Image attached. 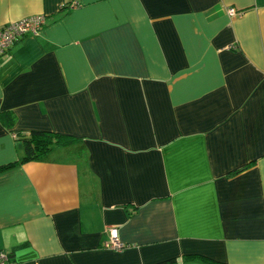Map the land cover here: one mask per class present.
<instances>
[{
    "label": "crops",
    "instance_id": "obj_1",
    "mask_svg": "<svg viewBox=\"0 0 264 264\" xmlns=\"http://www.w3.org/2000/svg\"><path fill=\"white\" fill-rule=\"evenodd\" d=\"M34 15L0 58V165L22 155L13 132L84 150L0 172V252L264 264V0H0V27Z\"/></svg>",
    "mask_w": 264,
    "mask_h": 264
},
{
    "label": "trees",
    "instance_id": "obj_2",
    "mask_svg": "<svg viewBox=\"0 0 264 264\" xmlns=\"http://www.w3.org/2000/svg\"><path fill=\"white\" fill-rule=\"evenodd\" d=\"M0 122L7 128L12 127L13 118L10 114H0ZM13 138L18 141L22 148V155L13 162L0 165V172L26 161L60 160L63 156L77 159L84 150L80 139L58 135L44 131H29L25 133L13 132ZM9 258V256H8ZM184 259H209L197 255L187 256ZM172 260H164L155 264H170Z\"/></svg>",
    "mask_w": 264,
    "mask_h": 264
},
{
    "label": "built area",
    "instance_id": "obj_3",
    "mask_svg": "<svg viewBox=\"0 0 264 264\" xmlns=\"http://www.w3.org/2000/svg\"><path fill=\"white\" fill-rule=\"evenodd\" d=\"M227 14L234 16L237 12L234 9H228ZM44 26V16L34 15L22 18L18 21L7 23L0 27V58L20 39L27 36H35ZM108 241L104 244L106 248L120 250L123 248L118 239L117 229L111 227L108 229ZM0 264H12L8 255L0 252Z\"/></svg>",
    "mask_w": 264,
    "mask_h": 264
}]
</instances>
